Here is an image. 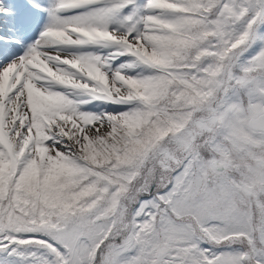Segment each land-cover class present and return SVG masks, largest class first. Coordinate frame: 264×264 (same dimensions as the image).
I'll list each match as a JSON object with an SVG mask.
<instances>
[{
    "label": "snow or ice",
    "instance_id": "6c2138e0",
    "mask_svg": "<svg viewBox=\"0 0 264 264\" xmlns=\"http://www.w3.org/2000/svg\"><path fill=\"white\" fill-rule=\"evenodd\" d=\"M0 264H264V0H0Z\"/></svg>",
    "mask_w": 264,
    "mask_h": 264
},
{
    "label": "rangeland",
    "instance_id": "374dc122",
    "mask_svg": "<svg viewBox=\"0 0 264 264\" xmlns=\"http://www.w3.org/2000/svg\"><path fill=\"white\" fill-rule=\"evenodd\" d=\"M101 107H103V105H101Z\"/></svg>",
    "mask_w": 264,
    "mask_h": 264
}]
</instances>
